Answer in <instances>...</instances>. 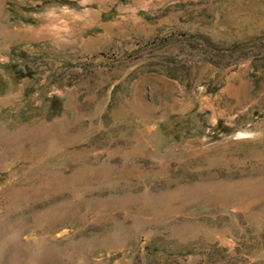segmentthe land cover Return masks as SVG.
I'll use <instances>...</instances> for the list:
<instances>
[{"label":"rangeland","instance_id":"obj_1","mask_svg":"<svg viewBox=\"0 0 264 264\" xmlns=\"http://www.w3.org/2000/svg\"><path fill=\"white\" fill-rule=\"evenodd\" d=\"M75 1L0 0V264H264V0Z\"/></svg>","mask_w":264,"mask_h":264},{"label":"trees","instance_id":"obj_2","mask_svg":"<svg viewBox=\"0 0 264 264\" xmlns=\"http://www.w3.org/2000/svg\"><path fill=\"white\" fill-rule=\"evenodd\" d=\"M49 1H53V3H59L62 5H72L74 2H76L75 0H26V2H24V6L21 8L15 6V4H10L8 8L9 19L17 23L21 22L24 24H34L39 18L41 11L44 9L43 5L46 3H50ZM19 9L24 11L20 16L17 14V10ZM105 14L106 13L102 14L103 19L107 18ZM1 72L0 83H3L6 82L4 81L6 80V76L5 73Z\"/></svg>","mask_w":264,"mask_h":264},{"label":"crops","instance_id":"obj_3","mask_svg":"<svg viewBox=\"0 0 264 264\" xmlns=\"http://www.w3.org/2000/svg\"><path fill=\"white\" fill-rule=\"evenodd\" d=\"M95 13H96V10H95ZM82 15H83V14H81L80 17H82ZM83 16H84V15H83ZM73 20H74V23H75V22H76L75 19H73ZM73 26H74V25H73ZM71 30H73V27L69 24V26H68V31H71Z\"/></svg>","mask_w":264,"mask_h":264}]
</instances>
